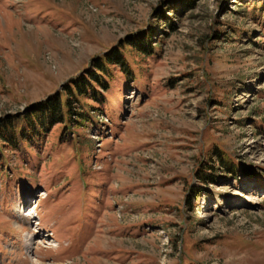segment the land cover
Here are the masks:
<instances>
[{"label":"rangeland","instance_id":"rangeland-1","mask_svg":"<svg viewBox=\"0 0 264 264\" xmlns=\"http://www.w3.org/2000/svg\"><path fill=\"white\" fill-rule=\"evenodd\" d=\"M56 100L0 159V264H264V0H0V124Z\"/></svg>","mask_w":264,"mask_h":264},{"label":"trees","instance_id":"trees-1","mask_svg":"<svg viewBox=\"0 0 264 264\" xmlns=\"http://www.w3.org/2000/svg\"><path fill=\"white\" fill-rule=\"evenodd\" d=\"M176 26L173 24L170 28L176 29ZM144 42L139 44L142 47H146V41L147 39L144 38ZM128 43V42H127ZM132 44V43H130ZM141 52L147 51L146 48H142L140 50ZM117 61V58L115 56L108 57L104 56L99 61V63L96 64V72L89 74V86H94V90L92 92V98L93 99H99V96L96 95L98 91L96 90V85L104 86L102 80L110 76V73L106 69L108 67V64H115ZM127 72V71H125ZM86 82V81H85ZM85 82L75 79L72 81V84L69 85L68 90L71 91L70 97L64 100V105L66 107H69L72 103V99H78L81 100V98H88V96H85L86 93H88V86H85ZM85 86V87H84ZM60 100H56L54 102H49V104H45V107L42 109H37L34 111L29 112V114H24L21 116L16 117V121H12V117L10 118V122L6 121L4 123H1L0 125V159L4 158L6 159V152L4 149L6 146H20L21 148L27 147V145H30L34 143L37 139V137L44 138V136L49 131L48 127H50L51 123H57V122H63V119H66L68 117L63 112V106L62 102ZM88 112H79L80 121L81 124L79 126L84 125L85 116ZM70 114V112H69ZM71 117V116H69ZM73 119V118H72ZM71 120V119H70ZM69 120V121H70ZM65 123V125H68L69 128H72V125L70 124L71 121ZM16 149V147H15Z\"/></svg>","mask_w":264,"mask_h":264},{"label":"bare ground","instance_id":"bare-ground-1","mask_svg":"<svg viewBox=\"0 0 264 264\" xmlns=\"http://www.w3.org/2000/svg\"><path fill=\"white\" fill-rule=\"evenodd\" d=\"M36 206V205H35ZM51 232V231H50Z\"/></svg>","mask_w":264,"mask_h":264}]
</instances>
